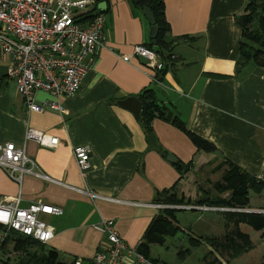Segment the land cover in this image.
Returning a JSON list of instances; mask_svg holds the SVG:
<instances>
[{"label":"crops","instance_id":"crops-1","mask_svg":"<svg viewBox=\"0 0 264 264\" xmlns=\"http://www.w3.org/2000/svg\"><path fill=\"white\" fill-rule=\"evenodd\" d=\"M245 2L164 0L170 24L167 39L192 38L175 41L176 59L157 71L138 55L123 57L135 44L150 40V24L141 9L133 0H98L96 6L105 14V41L80 89L58 99L63 111H27L16 81L7 74L10 56L0 53V142L23 144L37 169L52 179L23 173L18 181L0 166V196L19 194L23 207L41 200L62 208L61 214H38L54 230L45 245L59 251L62 259H90L105 238L95 226L103 218L113 219L119 235L135 246L159 210L154 205L157 191L178 181L179 190L195 197L206 174L212 180L219 177L210 170L224 157L264 180V66L240 67L236 62L241 27L235 16ZM146 87L154 88L159 102L178 114L187 128L217 147L199 150L176 125L153 117L150 130L160 148L192 163L181 178L173 162L148 147L143 122L117 103L139 96ZM36 98L57 99L44 89L36 91ZM27 127L56 135L58 143L48 147L26 139ZM77 144L91 147V167L85 174L73 154ZM260 196L264 200V193ZM210 231L209 225L199 234L213 235ZM155 246L151 244L150 255Z\"/></svg>","mask_w":264,"mask_h":264},{"label":"built area","instance_id":"built-area-1","mask_svg":"<svg viewBox=\"0 0 264 264\" xmlns=\"http://www.w3.org/2000/svg\"><path fill=\"white\" fill-rule=\"evenodd\" d=\"M97 0H0V53L10 56L7 74L16 81L23 95L27 111H42L45 107L64 110L59 98L74 95L82 79L95 60L105 41L103 26L105 14L96 6ZM96 7L90 17L85 13ZM145 59L155 70L164 67L159 54L145 43L134 45L132 55ZM156 79V76H153ZM44 89L57 98L38 100L36 91ZM26 139L40 145L54 147L58 137L34 127L25 130ZM73 154L81 174L91 167V147L73 146ZM0 166L20 181L23 173L51 179L37 169L35 161L25 152L23 144L0 142ZM52 180V179H51ZM157 207L226 210L228 207L154 203ZM58 205L36 200L23 207L20 195L0 196V241L14 229L46 243L53 235V227L38 217L40 212L61 214ZM105 238L93 256L84 260L76 257L74 264H154L135 246L128 245L119 235L111 218H103L97 225Z\"/></svg>","mask_w":264,"mask_h":264},{"label":"trees","instance_id":"trees-1","mask_svg":"<svg viewBox=\"0 0 264 264\" xmlns=\"http://www.w3.org/2000/svg\"><path fill=\"white\" fill-rule=\"evenodd\" d=\"M98 1V0H97ZM134 5L142 9L144 5L150 7L158 26V32L154 42L151 39L146 42L154 49L165 64H172L176 59L172 52L175 41L191 36L180 35L167 39L170 32V24L165 16L164 0H137ZM96 7H92L85 13V17H90ZM102 11L103 10H98ZM235 21L241 27V38L239 40V54L237 66H245L249 63L264 66V0H246L241 14L235 16ZM165 70V67L159 71ZM156 76V79L160 80ZM141 101L140 121L150 129V122L153 117L159 116L169 120L172 124L180 128L190 138L197 149L205 152L217 150L213 142L187 128L185 122L178 116L167 110L165 104L159 102L152 87H146L137 96ZM179 172V178L190 170L191 161L184 163L177 158L173 162ZM211 173H218V178L212 180L206 174L204 184L197 187V195L191 197L179 190L178 181L171 186L157 191L155 202L166 204H191L228 207L226 210H219L223 214L225 231L221 235L196 234L190 235L191 245H206V252L200 259L199 264H228L231 259L248 252L255 247L248 231L241 226L248 225L253 230L261 231L264 237V212L241 210L244 208L264 209V203L251 205L252 192L260 196L264 193V180L258 176L241 168L228 158L224 157L219 163L214 165ZM183 208L173 206L159 207L158 212L152 216L148 222L141 239L137 244V249L145 256L149 257L154 264H169L166 261L150 256L151 244H163L167 237L174 236L179 229V221L176 211ZM8 245L12 247L9 249ZM13 251L14 257L8 252ZM191 252L190 248L181 250L182 257ZM6 253L5 259L1 257ZM223 259V260H222ZM0 260L8 264H74L71 261L60 257L59 251L55 248L47 247L30 236L22 234L14 229L8 230L0 241ZM12 260V261H11ZM259 264H264L261 261Z\"/></svg>","mask_w":264,"mask_h":264},{"label":"rangeland","instance_id":"rangeland-1","mask_svg":"<svg viewBox=\"0 0 264 264\" xmlns=\"http://www.w3.org/2000/svg\"><path fill=\"white\" fill-rule=\"evenodd\" d=\"M194 169H198V166ZM202 173L203 172H201V174ZM197 174L198 172L196 173V175ZM205 174L206 173H203V175ZM251 195V205L257 206L264 203L263 197L261 198V196H257L256 193L253 192ZM176 214L179 219L181 229H179L174 236L167 237L164 244H154L156 245V248H153L150 256L166 261L169 264H199L200 259L207 250L206 246L203 244L191 245L189 237L190 235H193V233L199 234V232L202 231V228H206L209 225L211 229L210 234L221 235L222 233H224L225 228L223 214L211 209L201 210L198 208L181 209L176 211ZM241 227L245 231L249 232L252 240L255 243V247L248 252H245L242 255L231 259L228 264H259L261 261H264V237L261 236V231L253 230L246 224L242 225ZM8 247L10 249L12 246L8 245ZM187 248H190L191 252L185 254V257H182L179 252ZM8 254L11 257H14L15 255L13 254L12 250L9 251ZM6 256V253L1 255L3 259H5ZM0 264L8 263L0 260Z\"/></svg>","mask_w":264,"mask_h":264},{"label":"water","instance_id":"water-1","mask_svg":"<svg viewBox=\"0 0 264 264\" xmlns=\"http://www.w3.org/2000/svg\"><path fill=\"white\" fill-rule=\"evenodd\" d=\"M134 2H137V0H133ZM142 14L146 17L148 23L150 24L149 28V37L152 42L155 40V36L157 35L158 32V26L155 24V18L153 15V12L151 11L150 7L147 5H144L141 9ZM119 105L122 107L128 108L129 110L132 111L133 115L135 116L136 119H139L140 117V110H141V101L140 99L135 96V95H129L124 97L123 99H119L117 101ZM146 140L148 143L149 148L157 149L160 151V154L165 156L166 159L170 162H175L177 161L176 155L171 152V151H166L165 149H161L160 145L156 139L155 133L149 132L146 135ZM195 208V207H193ZM241 210H248V211H259V212H264V209H258V208H244Z\"/></svg>","mask_w":264,"mask_h":264}]
</instances>
